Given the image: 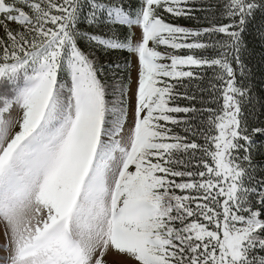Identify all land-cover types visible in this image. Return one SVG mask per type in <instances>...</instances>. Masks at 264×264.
I'll use <instances>...</instances> for the list:
<instances>
[{"label":"snow or ice","instance_id":"snow-or-ice-1","mask_svg":"<svg viewBox=\"0 0 264 264\" xmlns=\"http://www.w3.org/2000/svg\"><path fill=\"white\" fill-rule=\"evenodd\" d=\"M249 37L264 0H0V264H264Z\"/></svg>","mask_w":264,"mask_h":264},{"label":"trees","instance_id":"trees-1","mask_svg":"<svg viewBox=\"0 0 264 264\" xmlns=\"http://www.w3.org/2000/svg\"><path fill=\"white\" fill-rule=\"evenodd\" d=\"M181 25L186 27H195V22L188 20H180L178 21ZM250 41V47L254 49L252 55L250 57H245L247 60L251 70H252V86L254 88V94L259 95L261 92H264V60L261 59V49L262 46L259 41L252 42L251 37L248 38ZM83 47V44H82ZM112 60L119 59L121 63L125 60L132 61V57H130L126 52L117 53L111 57ZM126 75V74H125ZM180 103H185L181 101ZM264 121V115L260 114V109L257 106V115L251 118V123L259 124V122Z\"/></svg>","mask_w":264,"mask_h":264},{"label":"rangeland","instance_id":"rangeland-1","mask_svg":"<svg viewBox=\"0 0 264 264\" xmlns=\"http://www.w3.org/2000/svg\"><path fill=\"white\" fill-rule=\"evenodd\" d=\"M132 65H133V76H135V59L132 57ZM4 253L3 252H0V256H3ZM110 259H113V260H119V257L118 256H114V257H111Z\"/></svg>","mask_w":264,"mask_h":264}]
</instances>
